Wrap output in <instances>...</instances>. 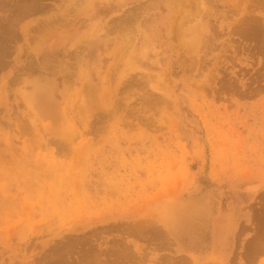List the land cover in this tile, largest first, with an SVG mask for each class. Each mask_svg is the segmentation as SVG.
Instances as JSON below:
<instances>
[{"label": "rangeland", "instance_id": "374dc122", "mask_svg": "<svg viewBox=\"0 0 264 264\" xmlns=\"http://www.w3.org/2000/svg\"><path fill=\"white\" fill-rule=\"evenodd\" d=\"M179 263L264 264V0H0V264Z\"/></svg>", "mask_w": 264, "mask_h": 264}, {"label": "bare ground", "instance_id": "6f19581e", "mask_svg": "<svg viewBox=\"0 0 264 264\" xmlns=\"http://www.w3.org/2000/svg\"><path fill=\"white\" fill-rule=\"evenodd\" d=\"M40 95V94H39ZM43 99V98H42ZM45 100H47V99H45ZM36 101V100H35ZM34 103V102H33ZM166 207H167V205H166ZM173 214V217H174V213H172ZM176 215H177V212H176ZM172 216V215H171ZM162 259V258H161ZM160 259V260H161ZM187 261V260H186ZM185 262V261H184ZM155 263V262H154ZM160 263V262H159ZM180 264V263H179Z\"/></svg>", "mask_w": 264, "mask_h": 264}]
</instances>
